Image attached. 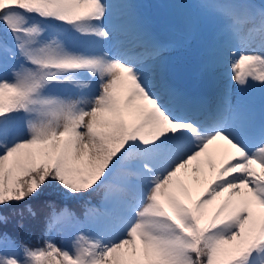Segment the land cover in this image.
Returning <instances> with one entry per match:
<instances>
[{"label":"snow or ice","instance_id":"1","mask_svg":"<svg viewBox=\"0 0 264 264\" xmlns=\"http://www.w3.org/2000/svg\"><path fill=\"white\" fill-rule=\"evenodd\" d=\"M194 7L170 43L135 0H0V264H264V0Z\"/></svg>","mask_w":264,"mask_h":264},{"label":"trees","instance_id":"2","mask_svg":"<svg viewBox=\"0 0 264 264\" xmlns=\"http://www.w3.org/2000/svg\"><path fill=\"white\" fill-rule=\"evenodd\" d=\"M45 200H52L55 201L57 205H63L67 204V206L74 211L77 212V214H80L81 212V202L72 200V199H64L61 193L54 191V190H46L45 193L36 201H32L31 203L36 206L38 214H39V209L40 206L43 204ZM100 202V196H93L91 199V203L93 205L98 204ZM33 224V229H32V234L33 236H38L40 231H41V219L38 218L36 221L32 222Z\"/></svg>","mask_w":264,"mask_h":264},{"label":"rangeland","instance_id":"3","mask_svg":"<svg viewBox=\"0 0 264 264\" xmlns=\"http://www.w3.org/2000/svg\"><path fill=\"white\" fill-rule=\"evenodd\" d=\"M117 2H118V0H117ZM256 97H257V100H258V97H259L258 92L256 93ZM54 235H55V239L57 240V242H60V241L63 239V240L65 241L66 244L69 243V241H68L67 238L62 237V236H60V235H58V234H54Z\"/></svg>","mask_w":264,"mask_h":264}]
</instances>
